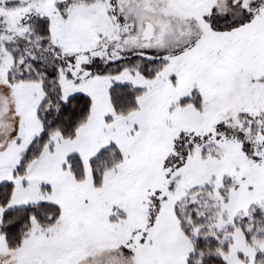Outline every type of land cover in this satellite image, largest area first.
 Here are the masks:
<instances>
[{"label":"snow or ice","instance_id":"6c2138e0","mask_svg":"<svg viewBox=\"0 0 264 264\" xmlns=\"http://www.w3.org/2000/svg\"><path fill=\"white\" fill-rule=\"evenodd\" d=\"M0 264H264V0H0Z\"/></svg>","mask_w":264,"mask_h":264}]
</instances>
